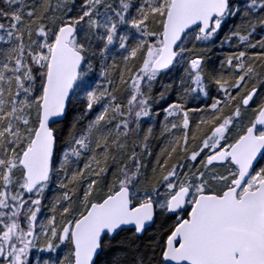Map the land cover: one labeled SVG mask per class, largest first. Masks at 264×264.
<instances>
[{"label": "snow or ice", "instance_id": "snow-or-ice-1", "mask_svg": "<svg viewBox=\"0 0 264 264\" xmlns=\"http://www.w3.org/2000/svg\"><path fill=\"white\" fill-rule=\"evenodd\" d=\"M33 251L264 264V0H0V264Z\"/></svg>", "mask_w": 264, "mask_h": 264}, {"label": "trees", "instance_id": "trees-1", "mask_svg": "<svg viewBox=\"0 0 264 264\" xmlns=\"http://www.w3.org/2000/svg\"><path fill=\"white\" fill-rule=\"evenodd\" d=\"M221 35H223V33H222ZM223 51H227V49L221 50V52H223ZM213 94H215L214 91H213ZM203 106H204V105L201 104V107H203ZM159 131H160V129H159V123H157V125H156V130H155V134H156V136H159ZM152 143H153V146H154V150H155V151H158V150H159V146L163 143V141H162V140L154 139V140L152 141ZM50 195H51V193H50ZM38 255L40 256V258H41V260H42L43 258H46L48 254H47V253H37V252L33 251V252L30 254V260L32 261V264H36V257H37Z\"/></svg>", "mask_w": 264, "mask_h": 264}]
</instances>
